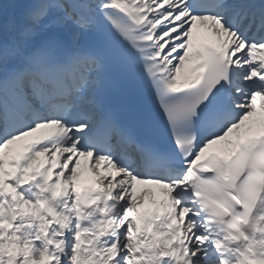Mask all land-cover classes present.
Masks as SVG:
<instances>
[{"label": "snow or ice", "instance_id": "6c2138e0", "mask_svg": "<svg viewBox=\"0 0 264 264\" xmlns=\"http://www.w3.org/2000/svg\"><path fill=\"white\" fill-rule=\"evenodd\" d=\"M4 2L0 264H264V0Z\"/></svg>", "mask_w": 264, "mask_h": 264}, {"label": "bare ground", "instance_id": "6f19581e", "mask_svg": "<svg viewBox=\"0 0 264 264\" xmlns=\"http://www.w3.org/2000/svg\"><path fill=\"white\" fill-rule=\"evenodd\" d=\"M0 3H4V6H5L6 9H10L13 6L10 2L9 3H5L4 0H0ZM252 127L254 128L255 125H252ZM82 179H84L87 182L89 180L88 174L86 173ZM151 206L152 205L149 203V201L146 198L145 202H144V207L147 208V207H151Z\"/></svg>", "mask_w": 264, "mask_h": 264}]
</instances>
